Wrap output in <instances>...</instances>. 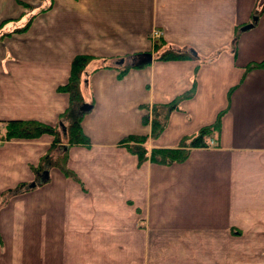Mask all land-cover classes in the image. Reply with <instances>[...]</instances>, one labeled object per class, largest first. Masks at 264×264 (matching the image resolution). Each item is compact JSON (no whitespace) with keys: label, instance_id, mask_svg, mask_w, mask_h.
I'll list each match as a JSON object with an SVG mask.
<instances>
[{"label":"crops","instance_id":"0c3cea01","mask_svg":"<svg viewBox=\"0 0 264 264\" xmlns=\"http://www.w3.org/2000/svg\"><path fill=\"white\" fill-rule=\"evenodd\" d=\"M0 27V141L9 121L66 127L56 146L0 144V264H264V68L247 70L264 61V0H0ZM79 55L95 59L73 107L90 146L65 141L59 89ZM177 100L151 136L145 117ZM218 119L182 163H140L123 143L178 148Z\"/></svg>","mask_w":264,"mask_h":264},{"label":"trees","instance_id":"16d2710c","mask_svg":"<svg viewBox=\"0 0 264 264\" xmlns=\"http://www.w3.org/2000/svg\"><path fill=\"white\" fill-rule=\"evenodd\" d=\"M2 28V27H0ZM28 26L25 28V30ZM22 31V30H21ZM234 44L237 43V36L234 39ZM187 54L177 53V52H167L161 56L162 59H183L186 58ZM94 57L91 55H79L74 58L72 61L71 76L70 80L66 86L60 87L59 90L65 91L70 94L71 97V106L63 116L70 118L71 123L67 129L65 141L68 145H91V140L88 136L85 135L82 129V120L83 116L74 117L73 116V107L78 104H83L84 99L81 93V84L82 76L86 71L87 66L90 62L94 61ZM111 67L107 60H104L100 68ZM255 68H264V61L259 63H252L247 67V70H252ZM99 69V68H98ZM96 69V70H98ZM131 67H125L119 72V79H123L127 73L131 70ZM180 100L174 101L167 105L153 106L152 108V119L145 117L144 123L152 125V134L151 136H158L165 127V122L168 119L169 111L177 108V104ZM142 108H147L146 105H142ZM159 109H167L165 115L159 112ZM220 128L219 119L212 125L203 127L197 135L187 137L182 142L181 146L173 149H152L150 152L145 147L146 142L148 141V136L142 135H129L123 139V143L127 144L128 148L139 158V162L151 161L161 165H171L173 163H182L186 161L189 156V153L194 148H204L208 147V139L212 134L218 131ZM43 134H51L54 138V146L63 143L64 138L59 127H53L47 124H44L39 121H24V120H15L9 121L6 124V133L3 135L2 140L9 141L14 139H37ZM46 164H54L50 156L44 158ZM63 159V157H62ZM61 160V158H59ZM62 165V164H61ZM58 165V166H61ZM63 166V165H62ZM61 166V167H62ZM63 168V167H62ZM66 173L72 176V173L68 169H64Z\"/></svg>","mask_w":264,"mask_h":264},{"label":"water","instance_id":"95a60500","mask_svg":"<svg viewBox=\"0 0 264 264\" xmlns=\"http://www.w3.org/2000/svg\"><path fill=\"white\" fill-rule=\"evenodd\" d=\"M253 20H254L253 23L247 25V26L245 27V29H251V28H253L254 25H255V23L258 21V17H254ZM151 60H152V55H151L150 53H146V54H142V55L140 56L138 62H140V63H145V62H150ZM91 108H92V107H91L90 105H88V104H84V105L82 106V110H84V111H88V110H90Z\"/></svg>","mask_w":264,"mask_h":264},{"label":"built area","instance_id":"2783aa9c","mask_svg":"<svg viewBox=\"0 0 264 264\" xmlns=\"http://www.w3.org/2000/svg\"><path fill=\"white\" fill-rule=\"evenodd\" d=\"M162 37H163V33L160 30L156 29L152 32L151 40L153 43H157L158 41L161 40ZM213 144H214V142L211 141L210 145H213Z\"/></svg>","mask_w":264,"mask_h":264},{"label":"rangeland","instance_id":"374dc122","mask_svg":"<svg viewBox=\"0 0 264 264\" xmlns=\"http://www.w3.org/2000/svg\"><path fill=\"white\" fill-rule=\"evenodd\" d=\"M151 55H152V54H151ZM163 55H164V54H163ZM159 112H160V110H159ZM163 115H164V114H163ZM63 130H66L65 124H64V126L62 127L61 132H63ZM63 136H64V132H63ZM60 158H61V160H59V158H58V163H59V164H60V163L62 164V162H63L62 160H63V159H62V157H60Z\"/></svg>","mask_w":264,"mask_h":264},{"label":"bare ground","instance_id":"6f19581e","mask_svg":"<svg viewBox=\"0 0 264 264\" xmlns=\"http://www.w3.org/2000/svg\"><path fill=\"white\" fill-rule=\"evenodd\" d=\"M154 44H156V45H157V43H154Z\"/></svg>","mask_w":264,"mask_h":264}]
</instances>
